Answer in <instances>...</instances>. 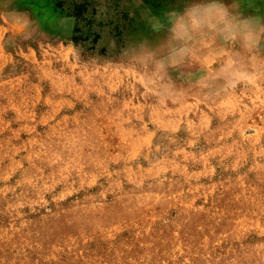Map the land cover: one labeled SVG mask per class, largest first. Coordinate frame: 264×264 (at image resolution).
I'll return each mask as SVG.
<instances>
[{
  "label": "rangeland",
  "instance_id": "rangeland-1",
  "mask_svg": "<svg viewBox=\"0 0 264 264\" xmlns=\"http://www.w3.org/2000/svg\"><path fill=\"white\" fill-rule=\"evenodd\" d=\"M185 3L0 0V264H264V60L170 59Z\"/></svg>",
  "mask_w": 264,
  "mask_h": 264
},
{
  "label": "clouds",
  "instance_id": "clouds-1",
  "mask_svg": "<svg viewBox=\"0 0 264 264\" xmlns=\"http://www.w3.org/2000/svg\"><path fill=\"white\" fill-rule=\"evenodd\" d=\"M153 32L166 31L179 47L169 50L171 58L188 54V45L197 36H213L232 46H238L241 53L254 56L257 63L264 58L256 54V49L264 41V14L236 16L223 0H186L182 10L171 9L148 21ZM153 59H156L153 54ZM157 67L163 70L166 61L157 60ZM220 71L229 73L225 81L228 89L246 84L253 72L235 71V65L225 62Z\"/></svg>",
  "mask_w": 264,
  "mask_h": 264
}]
</instances>
